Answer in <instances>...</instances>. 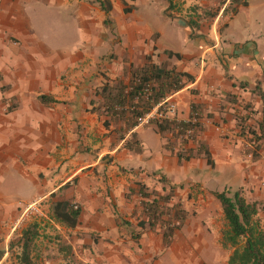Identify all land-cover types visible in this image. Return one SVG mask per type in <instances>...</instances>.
Returning <instances> with one entry per match:
<instances>
[{
  "label": "crops",
  "instance_id": "0c3cea01",
  "mask_svg": "<svg viewBox=\"0 0 264 264\" xmlns=\"http://www.w3.org/2000/svg\"><path fill=\"white\" fill-rule=\"evenodd\" d=\"M109 1L107 12L92 0H0V264H23L20 237L33 221L41 233L35 260L52 241L58 264H187L175 253L201 256L207 231L198 223H215L217 212L223 246L227 222L214 193L224 190L259 203L264 228V138L254 147L249 132L264 124V13L256 0ZM149 57L193 77L171 97L178 119L201 113L193 140L180 142L172 127L161 134L154 123L132 131L130 115L105 107L103 85L129 86L132 68ZM148 131L155 133L144 141ZM186 179L204 194L177 201L172 193L167 204L188 211L196 203L200 213L179 230L177 248L165 246L161 223H140L142 202ZM39 199L43 215H24ZM56 201L80 207L75 227L53 219ZM226 248L230 256L234 248Z\"/></svg>",
  "mask_w": 264,
  "mask_h": 264
},
{
  "label": "trees",
  "instance_id": "16d2710c",
  "mask_svg": "<svg viewBox=\"0 0 264 264\" xmlns=\"http://www.w3.org/2000/svg\"><path fill=\"white\" fill-rule=\"evenodd\" d=\"M92 1L99 3L107 12L112 8L109 0ZM169 1L172 3V0ZM231 3L247 4L248 0H231ZM168 55L179 56L178 53H173L172 51H168ZM131 73L129 86L132 90L129 94L126 93V87L128 86L121 81L103 85L102 94L105 100V107L110 113L115 116L128 114L134 121L139 114L149 111L169 94L184 88L193 78L188 72L170 68L167 64H156L151 57L148 58L143 66L132 68ZM146 88L149 90L148 96H145L144 93ZM137 95L140 96L136 105L139 107H137V110L116 109L118 105L132 107L134 105L133 97ZM40 98L46 101L45 96ZM134 121L133 124L135 123ZM154 124L161 134L172 129V123L167 120L161 123L154 122ZM249 132L253 135L251 138L253 146L257 147L258 141L264 138V124L260 127V133L252 128ZM200 149L205 153L208 164L213 165L209 150L203 144H200ZM179 156L184 157L185 153H179ZM140 192L145 197L149 196L148 193L144 192V186L142 185ZM214 195L221 203L227 222V228L222 232V244L224 247L231 246L234 248L228 258V264H264V228L256 219L261 209L259 203L249 202L240 190L234 192L227 190L217 191ZM171 198L172 192L162 195L160 199H147L142 202L147 221L140 223L144 226L145 222H147L150 227L161 223L164 227L165 246H170L174 235L182 229L189 217L188 211L180 204L173 206L167 204ZM51 210L53 219L67 227L73 228L79 222L80 207L75 208L73 204L67 201H56L52 205ZM40 235V225L37 221L31 222L23 228L20 237L22 245L20 259L23 264H37L31 254Z\"/></svg>",
  "mask_w": 264,
  "mask_h": 264
},
{
  "label": "rangeland",
  "instance_id": "374dc122",
  "mask_svg": "<svg viewBox=\"0 0 264 264\" xmlns=\"http://www.w3.org/2000/svg\"><path fill=\"white\" fill-rule=\"evenodd\" d=\"M264 3L263 0H256L254 2V10H259L262 11L264 13V7L259 8L260 5H262ZM143 9V7H142ZM162 44H167L164 40H161ZM178 48V47H176ZM155 132H146L143 136L144 141L146 140L147 137H149L150 135H154ZM159 142L161 143V140L158 138ZM168 187V191H171L173 193V197L178 196L179 199H177V201H182V198H187L190 199L193 196V193H203L205 192V189L202 188V184H200V182L197 181H188L183 180L182 182L175 184V185H167ZM202 188V189H201ZM197 191V192H196ZM174 197V198H175ZM217 198V197H216ZM183 204V203H182ZM184 207V204H183ZM210 211L211 212H217L215 209L214 205L210 206ZM203 212V209H202ZM189 213V217H196L199 213L200 210L198 209V204L193 203L192 207L190 206V209L188 210ZM203 214L205 215V213L203 212ZM218 212L215 214L214 216V220L215 223H211L213 219H208V218H204V219H192L194 222H196L197 220H200L198 225H201L203 227V229H206L207 234H206V244H207V249L206 251H202L201 256H196L194 255V253L190 252H182L180 251L179 253H175L176 256H183L185 259V263L187 264H228V254L230 253V250H228L226 247L222 246L219 244L218 241H216V232H215V227L217 228V225L220 223L219 217H218ZM221 225H223L221 223ZM186 227V226H185ZM222 230H224L222 228ZM178 232H176V234L173 237V241H175V248L178 247ZM223 232V231H222ZM187 230H185V235L187 234ZM36 248V246L34 247ZM40 248L43 250L44 253H42L41 257H37V264H48V262H53L54 264H58L56 260V258L53 256L54 254V247L52 245V241L51 242H47V243H43L42 245H40ZM214 251L215 255L211 254V252ZM185 254V255H184ZM212 255V256H211Z\"/></svg>",
  "mask_w": 264,
  "mask_h": 264
},
{
  "label": "built area",
  "instance_id": "2783aa9c",
  "mask_svg": "<svg viewBox=\"0 0 264 264\" xmlns=\"http://www.w3.org/2000/svg\"><path fill=\"white\" fill-rule=\"evenodd\" d=\"M126 93L129 94L132 90L130 86L126 87ZM145 96L149 94L148 88L145 89ZM173 93L169 94L165 97L161 102L154 105L149 111L139 114L135 118V123L132 125L131 130L134 131L139 127H143L154 122L161 123L163 121H170L172 123V128H174V132L177 135V138L180 142L183 141H191L194 139V134L196 127L199 123H201V113L199 111H193L190 118L186 121L180 120L177 118V106L176 103L172 100ZM148 96V95H147ZM140 96L133 97L134 105L132 107L126 105L125 107L122 105H118L116 107L117 110L122 109H130L137 110V102L139 101ZM139 108V107H138ZM206 122H208L206 120ZM75 208L79 206L77 204H73ZM42 209V200H34L30 203H27L25 213L26 216H35V215H43Z\"/></svg>",
  "mask_w": 264,
  "mask_h": 264
}]
</instances>
